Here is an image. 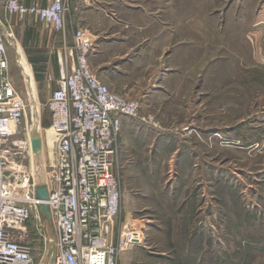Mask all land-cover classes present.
<instances>
[{
	"label": "rangeland",
	"instance_id": "rangeland-1",
	"mask_svg": "<svg viewBox=\"0 0 264 264\" xmlns=\"http://www.w3.org/2000/svg\"><path fill=\"white\" fill-rule=\"evenodd\" d=\"M182 3L184 49H189L183 53L188 62L183 98L141 105L137 118L156 131L140 128L139 137L129 136L130 151L119 152L122 220L151 245L146 252L151 258L138 264H264V41L255 49L247 39L248 22L264 0ZM5 10L0 0V33L11 42L10 73L27 106L19 138L26 140L28 155L17 176L30 186H50L55 136L48 100L55 79L39 81L31 63L46 56L57 61L60 38L29 19L11 28L15 23ZM32 224L26 241L35 263L55 264L44 255L45 240Z\"/></svg>",
	"mask_w": 264,
	"mask_h": 264
},
{
	"label": "built area",
	"instance_id": "built-area-1",
	"mask_svg": "<svg viewBox=\"0 0 264 264\" xmlns=\"http://www.w3.org/2000/svg\"><path fill=\"white\" fill-rule=\"evenodd\" d=\"M6 9L51 29L62 39V53L48 102L55 136L51 183L30 186L17 176L28 155L26 140L19 138L27 106L10 77L8 44L0 34V264H36L26 241L31 223L45 240L44 255L55 264H119L123 253L143 243L142 232L122 220L119 178L121 119L137 118L141 105L96 77L89 62L95 38L89 30H76L68 44L71 0H46L43 7L8 0ZM143 120L154 124L152 118ZM40 187H46L47 200L38 198Z\"/></svg>",
	"mask_w": 264,
	"mask_h": 264
},
{
	"label": "crops",
	"instance_id": "crops-1",
	"mask_svg": "<svg viewBox=\"0 0 264 264\" xmlns=\"http://www.w3.org/2000/svg\"><path fill=\"white\" fill-rule=\"evenodd\" d=\"M4 1L7 3L8 0ZM21 1L28 7L46 5V0ZM71 8L72 14L68 18L67 42L70 46L72 45L74 32L78 29L89 30L94 35V48L89 57L90 66L96 77L111 91L136 100L140 105L157 103L158 105H169L183 98L181 95L184 94V73L186 72L183 70V63H188L184 62L183 53L184 51L186 54L189 53V49H184L187 45L184 44L183 39L182 0H71ZM5 14L11 22L15 23L11 25V28H16L18 23L26 19H29L30 23L34 22L46 27L33 16L10 15L7 9ZM224 18L230 21V16ZM248 24L251 27L248 30L247 39L254 41L253 46L256 49L264 41V6ZM28 28L31 30L33 25L31 24ZM213 30L214 27H211V32L209 31L211 36ZM51 32L57 36L52 30ZM59 40L61 44L59 54H61L62 39ZM5 41L8 46L11 45L7 36H5ZM8 46L7 58L10 64ZM24 62L27 64L24 60L21 63L26 72H29L30 67L28 68ZM192 62L193 59L189 63L190 74L193 73ZM31 66L35 69L36 78L39 81L45 76L50 79H59V59L56 61L55 57L53 61L50 56L40 58L37 62L32 61ZM10 77L12 79L11 73ZM14 86L16 87L15 84ZM34 97L36 100V95ZM148 117L143 116L142 118L147 119ZM121 122L119 136L121 156L127 154V148L129 150L132 146L133 141L129 138L130 134L134 132L133 137L140 135L138 132L140 128L156 131L148 124L140 122L139 118L124 117ZM211 132L213 133L212 130ZM129 145L131 146L128 147ZM148 149H152L150 143H148ZM115 228L114 232L117 233L119 227L115 226ZM201 244L200 247L205 250V243L203 245L201 242ZM146 245L148 243L138 249L129 250L120 258L119 264L147 262L143 259L151 258L149 253L146 254L150 251L151 245Z\"/></svg>",
	"mask_w": 264,
	"mask_h": 264
},
{
	"label": "water",
	"instance_id": "water-1",
	"mask_svg": "<svg viewBox=\"0 0 264 264\" xmlns=\"http://www.w3.org/2000/svg\"><path fill=\"white\" fill-rule=\"evenodd\" d=\"M37 196H38V198H40L42 200H47L48 194H47L46 187L38 188L37 189ZM42 210H43L45 216L49 218L50 217V213H49V210H48L47 206H43Z\"/></svg>",
	"mask_w": 264,
	"mask_h": 264
},
{
	"label": "bare ground",
	"instance_id": "bare-ground-1",
	"mask_svg": "<svg viewBox=\"0 0 264 264\" xmlns=\"http://www.w3.org/2000/svg\"><path fill=\"white\" fill-rule=\"evenodd\" d=\"M38 127V126H37ZM38 130V129H37ZM33 136V143H34V145L36 144L37 146H38V148H40L41 147V145H40V141H38L37 139H36V137H35V134H32L31 135V137ZM39 142V143H38Z\"/></svg>",
	"mask_w": 264,
	"mask_h": 264
}]
</instances>
